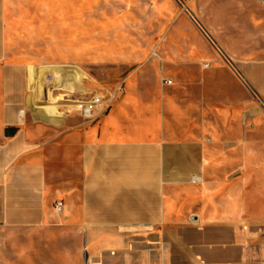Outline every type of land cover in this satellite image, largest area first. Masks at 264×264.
Returning a JSON list of instances; mask_svg holds the SVG:
<instances>
[{
  "label": "crops",
  "instance_id": "1",
  "mask_svg": "<svg viewBox=\"0 0 264 264\" xmlns=\"http://www.w3.org/2000/svg\"><path fill=\"white\" fill-rule=\"evenodd\" d=\"M186 8L241 78L202 39L124 23L84 59L122 73L86 118L58 100L104 89L85 70L11 64L0 47V227L19 264H188L168 254L192 253L193 237L194 264H264V119L250 115L251 94L264 99V1Z\"/></svg>",
  "mask_w": 264,
  "mask_h": 264
},
{
  "label": "rangeland",
  "instance_id": "2",
  "mask_svg": "<svg viewBox=\"0 0 264 264\" xmlns=\"http://www.w3.org/2000/svg\"><path fill=\"white\" fill-rule=\"evenodd\" d=\"M124 23L144 26L143 36L149 34L155 41L165 28H170V33L177 38L202 39L212 53L203 48L201 54L207 53L212 60L217 59L218 65L238 72L241 78L237 65L209 32L202 29L195 15L189 13L186 0H0V47L11 64L76 65L85 70L92 81L99 82L98 88H104H100L102 93L110 96L121 82V69L113 63L100 65L84 59L97 53L100 43L118 37ZM34 58L39 61L34 62ZM203 62L213 64L209 60ZM220 76L226 79L224 73ZM251 100L254 103L250 105L251 117L264 119V99L252 93ZM4 230L0 227V264H19L18 254L3 244L7 240L3 236L10 235ZM19 240L14 239L11 246H18ZM50 240L38 239L37 244H50ZM60 240L63 246L74 244L73 239ZM184 240L191 242L192 253L175 256L172 253L177 248L172 246V253L168 254L170 262L180 256L186 258V263L194 264L198 258L193 248L197 239ZM43 256L50 258L49 254Z\"/></svg>",
  "mask_w": 264,
  "mask_h": 264
},
{
  "label": "built area",
  "instance_id": "3",
  "mask_svg": "<svg viewBox=\"0 0 264 264\" xmlns=\"http://www.w3.org/2000/svg\"><path fill=\"white\" fill-rule=\"evenodd\" d=\"M166 83H171L167 80ZM46 90L50 93H57L55 97L58 98V94L65 89L64 83L60 79H54L46 85ZM120 86L117 87V90ZM65 100L73 103L77 111L86 118H95L99 113L106 111L109 108V96L101 91L91 93L86 98L66 96V93L58 100ZM196 180V178H194ZM62 201H57L55 204V210L60 211L62 208Z\"/></svg>",
  "mask_w": 264,
  "mask_h": 264
},
{
  "label": "water",
  "instance_id": "4",
  "mask_svg": "<svg viewBox=\"0 0 264 264\" xmlns=\"http://www.w3.org/2000/svg\"><path fill=\"white\" fill-rule=\"evenodd\" d=\"M262 1H264V0H262Z\"/></svg>",
  "mask_w": 264,
  "mask_h": 264
}]
</instances>
